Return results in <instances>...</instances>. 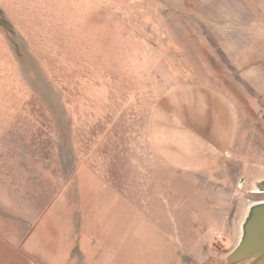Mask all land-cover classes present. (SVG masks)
<instances>
[{"label":"rangeland","instance_id":"rangeland-1","mask_svg":"<svg viewBox=\"0 0 264 264\" xmlns=\"http://www.w3.org/2000/svg\"><path fill=\"white\" fill-rule=\"evenodd\" d=\"M263 184L264 0H0L1 238L40 264H264L232 256Z\"/></svg>","mask_w":264,"mask_h":264},{"label":"water","instance_id":"water-1","mask_svg":"<svg viewBox=\"0 0 264 264\" xmlns=\"http://www.w3.org/2000/svg\"><path fill=\"white\" fill-rule=\"evenodd\" d=\"M251 212L243 240L232 254L236 262L256 257L264 258V204L252 209Z\"/></svg>","mask_w":264,"mask_h":264},{"label":"crops","instance_id":"crops-1","mask_svg":"<svg viewBox=\"0 0 264 264\" xmlns=\"http://www.w3.org/2000/svg\"><path fill=\"white\" fill-rule=\"evenodd\" d=\"M14 225L15 224H6V227L0 228V232L9 233L16 231L17 225ZM39 231H42V229H39ZM10 238L9 235L3 238L0 237V264H40L32 257V255H34L33 252H35L34 249L38 247L37 243L39 244L38 241L36 242L32 239V235L29 239H25L20 245H17L16 240ZM60 257H63V254L60 255ZM57 261H59V251L57 252Z\"/></svg>","mask_w":264,"mask_h":264},{"label":"bare ground","instance_id":"bare-ground-1","mask_svg":"<svg viewBox=\"0 0 264 264\" xmlns=\"http://www.w3.org/2000/svg\"><path fill=\"white\" fill-rule=\"evenodd\" d=\"M2 83V82H1ZM2 92V91H1ZM73 93V92H72ZM26 109V108H25ZM33 110V109H32ZM15 118V117H14ZM4 138V137H3ZM245 193V192H244ZM98 197H100V196H98ZM121 202V201H120ZM109 203V202H108ZM264 203H261V204H257V205H254L253 207H252V209H254V208H256V207H258V206H260V205H263ZM93 205V204H92ZM109 205V204H108ZM114 206V205H113ZM115 206H116V204H115ZM121 207V206H120ZM252 209L250 210V213H249V215L247 216V218H246V220H245V223H244V225H243V233H242V235H241V237H240V241H239V244H240V242H242V240H243V237H244V235H245V226H246V224H247V222H248V220L250 219V217H251V211H252ZM125 212V211H124ZM119 214H121V212H119ZM125 214V213H124ZM107 215V214H106ZM122 216H124V215H122ZM122 218H124V217H122ZM126 218V217H125ZM109 219V218H108ZM108 222V221H107ZM127 225V224H126ZM122 226V225H121ZM122 227H124V226H122ZM108 230V229H107ZM130 230V229H129ZM121 233V232H120ZM130 234V233H129ZM214 236H215V234H214ZM131 237V236H130ZM99 240V239H98ZM132 240V239H131ZM146 240V239H145ZM153 241V240H152ZM150 243H153V242H151V239H150V241H149ZM126 243V242H125ZM153 244H155V243H153ZM153 244H147L146 242L144 243V244H142V242H140V243H137L136 241L134 242H130V243H128V245H126V246H128V250H130V251H132L131 253L133 254H135V256L137 255L138 257L141 255V258L140 259H144L143 261H145L146 259L144 258V257H142V255L144 256V253H143V251L145 252V251H150V252H152V254L153 255H155V253H157V251H158V247H156V245H153ZM239 244H238V246H239ZM122 250H124V249H122ZM130 251H128L129 253H130ZM143 253V254H142ZM133 254V255H134ZM146 254V253H145ZM127 258V257H126ZM131 258V257H130ZM128 260V259H127ZM142 261V260H141ZM146 262V261H145Z\"/></svg>","mask_w":264,"mask_h":264},{"label":"built area","instance_id":"built-area-1","mask_svg":"<svg viewBox=\"0 0 264 264\" xmlns=\"http://www.w3.org/2000/svg\"><path fill=\"white\" fill-rule=\"evenodd\" d=\"M217 242H224V236L221 233H217L215 236Z\"/></svg>","mask_w":264,"mask_h":264}]
</instances>
